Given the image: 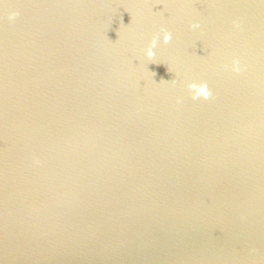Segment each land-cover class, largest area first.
Wrapping results in <instances>:
<instances>
[{"label": "water", "instance_id": "water-1", "mask_svg": "<svg viewBox=\"0 0 264 264\" xmlns=\"http://www.w3.org/2000/svg\"><path fill=\"white\" fill-rule=\"evenodd\" d=\"M0 264H264V0H0Z\"/></svg>", "mask_w": 264, "mask_h": 264}, {"label": "clouds", "instance_id": "clouds-1", "mask_svg": "<svg viewBox=\"0 0 264 264\" xmlns=\"http://www.w3.org/2000/svg\"><path fill=\"white\" fill-rule=\"evenodd\" d=\"M20 15V13L18 11H10L8 13V20L9 21H14L18 16ZM234 26L235 27H239L238 24H235L234 22ZM189 27L191 29H197L200 28V24L199 22H195V23H191L189 25ZM172 39V33L167 30L165 27H161L160 31L156 34H154L151 38V40L149 41L146 49L144 50V54L146 56V58H148L149 60H152L156 53L154 51V49L157 47L158 41H161L164 44H168ZM225 68H228V65H225ZM169 70V68H168ZM231 71L235 72V73H239L242 71V68L240 66V61L238 59H233L231 62ZM153 76L156 75L155 72H152ZM161 81H165L163 79H161ZM173 83L175 82L174 80L172 81ZM187 88L189 90V93L192 97L193 100H196L198 98H203L205 100L209 99L212 96V93L208 87V84L206 81H201V82H189L187 83ZM180 100H177V103H179ZM35 163H39V160H35Z\"/></svg>", "mask_w": 264, "mask_h": 264}]
</instances>
